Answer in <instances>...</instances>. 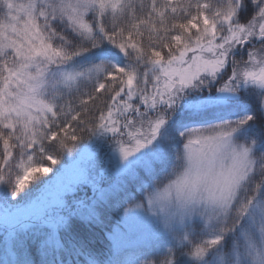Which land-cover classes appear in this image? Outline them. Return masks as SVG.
Listing matches in <instances>:
<instances>
[{
    "label": "snow or ice",
    "instance_id": "6c2138e0",
    "mask_svg": "<svg viewBox=\"0 0 264 264\" xmlns=\"http://www.w3.org/2000/svg\"><path fill=\"white\" fill-rule=\"evenodd\" d=\"M0 264H264V0H0Z\"/></svg>",
    "mask_w": 264,
    "mask_h": 264
}]
</instances>
